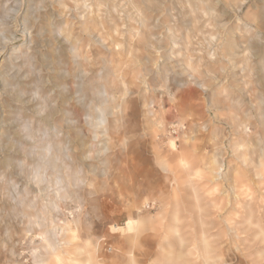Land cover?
I'll return each mask as SVG.
<instances>
[{
    "label": "rangeland",
    "instance_id": "rangeland-1",
    "mask_svg": "<svg viewBox=\"0 0 264 264\" xmlns=\"http://www.w3.org/2000/svg\"><path fill=\"white\" fill-rule=\"evenodd\" d=\"M16 1L0 264H264V0Z\"/></svg>",
    "mask_w": 264,
    "mask_h": 264
},
{
    "label": "bare ground",
    "instance_id": "bare-ground-1",
    "mask_svg": "<svg viewBox=\"0 0 264 264\" xmlns=\"http://www.w3.org/2000/svg\"><path fill=\"white\" fill-rule=\"evenodd\" d=\"M11 1H13V0H11ZM16 1V0H15ZM28 1V0H27ZM17 2V1H16ZM15 15H17V14H15ZM15 20V19H14ZM34 24V23H33ZM3 28H0V32H3L4 33V35L3 36H0V45L2 44V41L1 40H4V41H6V43H7V40H5V38H7L8 36H10V35H8L7 36V34L2 30ZM25 29V28H24ZM27 29V28H26ZM32 41V40H31ZM145 41V40H144ZM9 42V41H8ZM139 42H141V41H139ZM5 44V43H4ZM4 46V45H3ZM174 47V46H173ZM1 50V49H0ZM132 50V49H131ZM0 54H2V53H0ZM144 57V56H143ZM145 58V57H144ZM143 58V59H144ZM134 61H136V60H134ZM137 65H140V63L139 64H137ZM141 66V65H140ZM139 66V67H140ZM142 69V68H141ZM18 72V71H17ZM18 79V78H17ZM5 81V80H4ZM146 82V81H145ZM9 83V82H8ZM12 84V83H11ZM19 85H20V83H18ZM8 85V84H7ZM10 92V91H9ZM17 95V94H16ZM18 95H20V94H18ZM113 95H115V94H113ZM55 111V110H54ZM48 115V114H47ZM47 115H46V117H47ZM51 115V114H50ZM49 118V117H48ZM42 119H43V117H42ZM41 119V120H42ZM44 121H45V119H43ZM44 123V122H43ZM46 125H48V124H46ZM263 127H264V125H263ZM262 127V128H263ZM250 131V130H249ZM79 139V138H78ZM79 142V141H78ZM247 143V142H246ZM77 144H79V143H77ZM171 145L173 146L174 145V143H173V141H171ZM242 145V144H241ZM76 146V145H75ZM85 146V145H84ZM175 146V145H174ZM73 147V146H72ZM242 147V146H241ZM77 149V148H76ZM78 152V151H77ZM77 155V154H76ZM263 155H264V152H263ZM28 159H29V157H28ZM80 159V158H79ZM262 159V158H261ZM76 160V159H75ZM259 161H258V163L256 164V170H255V173H256V175L257 176H259V177H263L264 176V171H263V169H261L260 167H262V166H264V159L263 160H260V159H258ZM72 167V166H71ZM235 169H236V166H235ZM238 169V168H237ZM234 171H236V170H234ZM248 171V170H247ZM68 174V173H67ZM67 176V175H66ZM69 176V175H68ZM256 176V177H257ZM244 177H245V175H242V174H239V175H235L234 176V186L235 187H246V185L244 184ZM251 177V176H250ZM252 178V177H251ZM253 180V179H252ZM258 180V179H257ZM211 182V181H210ZM230 186V185H229ZM232 187V186H231ZM258 187V186H257ZM248 188V187H247ZM244 192H246V191H244ZM247 193V192H246ZM248 194V193H247ZM246 194V195H247ZM241 195V194H240ZM245 195V194H244ZM249 197V196H248ZM231 203V202H230ZM235 213V212H234ZM233 216V215H232ZM129 222V221H128ZM127 222V223H128ZM130 225V224H129ZM203 237V236H202ZM213 238V237H212Z\"/></svg>",
    "mask_w": 264,
    "mask_h": 264
}]
</instances>
